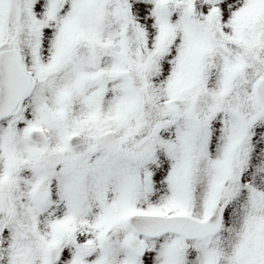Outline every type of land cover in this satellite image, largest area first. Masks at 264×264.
<instances>
[{"label": "snow or ice", "instance_id": "obj_1", "mask_svg": "<svg viewBox=\"0 0 264 264\" xmlns=\"http://www.w3.org/2000/svg\"><path fill=\"white\" fill-rule=\"evenodd\" d=\"M0 264H264V0H0Z\"/></svg>", "mask_w": 264, "mask_h": 264}]
</instances>
